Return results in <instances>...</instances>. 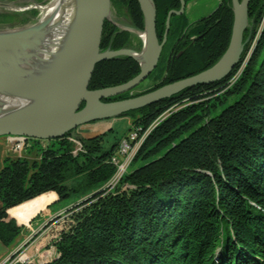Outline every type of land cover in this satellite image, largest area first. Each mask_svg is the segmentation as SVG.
<instances>
[{"label": "trees", "instance_id": "trees-1", "mask_svg": "<svg viewBox=\"0 0 264 264\" xmlns=\"http://www.w3.org/2000/svg\"><path fill=\"white\" fill-rule=\"evenodd\" d=\"M154 2L162 42L168 13L179 10L181 0ZM111 14L101 50H141V41L134 45L137 36L120 27L126 22L145 29L139 1L111 0ZM233 23L232 0H221L194 22L186 12L173 15L168 50L151 76L174 77L150 90L216 63L229 45ZM186 34L198 36L196 43L186 46L179 59H168ZM244 39L241 60L223 81L196 85L128 113L135 116L133 128L144 130L171 109L139 147L131 163L139 165L114 188L106 185L117 170L111 158L119 142L106 147L103 134L80 140L77 152L66 134L39 148L34 159L6 158L0 170V241L17 245L42 210L75 194L86 198L71 210L70 221L53 240L56 254L45 264H264V0H251ZM140 71L127 55L102 60L90 88L125 83ZM231 97L233 102L210 116Z\"/></svg>", "mask_w": 264, "mask_h": 264}, {"label": "water", "instance_id": "water-1", "mask_svg": "<svg viewBox=\"0 0 264 264\" xmlns=\"http://www.w3.org/2000/svg\"><path fill=\"white\" fill-rule=\"evenodd\" d=\"M138 1L144 13V34L147 35V40L144 38L142 52L132 48L102 52L101 42L104 25L106 20L111 19V0H80V12L76 32L68 46L69 50L67 49L68 53L65 57L66 60L64 59L63 66L45 84L34 88L21 85H13L10 88L18 93L37 94L43 97L27 109L0 115V137L23 136L26 139L51 140L70 134L76 137V139L82 140L83 137L79 136L77 128L84 123L128 114L131 111L151 106L166 98H171L199 84L209 85L221 82L232 73L233 69L240 62L245 44L248 41V39H244V35L249 26L251 0H232L234 23L231 39L224 54L212 66L197 74L164 84L138 95H132L119 100L104 101V99L134 90L153 73L158 66L163 47L167 40L172 16L182 15L186 10V1L181 0V8L179 10L169 11L166 20L165 37L160 42L157 33V9L154 0H152L153 13L151 14L145 10L143 1ZM127 30L135 31L133 28ZM143 35L142 38L144 37ZM20 41L19 37H7L3 41H0V46L4 44H19ZM142 54L146 55L145 60L139 58ZM125 55L134 58L140 64L141 71L138 75L119 85L100 89L90 88L96 65L100 61ZM241 70L242 68L233 75L229 80V84L235 83ZM8 87L5 83H0V89ZM170 110L167 111L170 113ZM122 140L119 141L112 158L117 153ZM112 158L111 162L117 167V170L113 178L106 185L109 188L119 185L121 180L116 184L113 182L118 172V166L112 161Z\"/></svg>", "mask_w": 264, "mask_h": 264}, {"label": "rangeland", "instance_id": "rangeland-1", "mask_svg": "<svg viewBox=\"0 0 264 264\" xmlns=\"http://www.w3.org/2000/svg\"><path fill=\"white\" fill-rule=\"evenodd\" d=\"M52 1L53 0H27L26 4H20L19 1L16 0H0V32L11 30H23L39 25V23L44 18H46L47 7ZM220 2L221 0H192L186 6V15L190 22H194L195 20H198L213 12L220 4ZM8 14L9 16L11 15L13 18L8 19ZM110 17L113 20L112 14ZM120 23L121 28L124 30L133 28L130 24H127L126 22ZM10 24H16L17 26L7 28V26ZM134 30L135 31H128H131L137 36L136 38L134 37L135 46L138 47V43L140 41L142 42L141 50H137L139 52H142L144 48V41L142 35L145 33V29L143 31H138L136 29ZM47 31V28L43 27L42 29L38 30L39 33L36 34H40V36L42 35L44 37H53V35L49 33V31ZM105 51L107 50H103L102 52ZM163 80L164 79L156 80L155 76L153 75L147 81H145L143 85L150 86V84L152 83L158 84ZM231 85L233 84H228V86L226 87H230ZM141 93L144 92H140L138 94ZM233 101L234 98L231 97L224 104L218 105L214 110H212L210 116L218 114L223 107L227 106ZM174 108H177V106L175 105ZM163 114L159 117L160 119H162ZM134 120L135 116L132 114H125L121 116H113L110 118L94 120L80 125L77 128V133L83 138L103 134L105 146L110 147L114 142H119L131 133V130L133 129ZM70 136L72 142L74 143L75 151L77 152L78 150H81V141L79 139H76V137L72 135ZM51 143V140L47 139L36 140L35 138H30L26 141L24 148L17 152L19 156H24L23 154L26 153L27 155H31L30 159H34L38 157L39 148H42ZM138 165L139 162H134L128 167L127 172L133 170ZM85 198L86 197L80 198V196L72 194L66 199L52 204L48 210H42L40 212L41 216L35 219L32 224L29 223V225H26V228L24 229L23 233L17 238V252L15 251L16 253L14 252L9 258L17 257L18 259H20L21 256L22 260H24L23 264H45V262L52 259L56 254L53 240L56 238V236L59 235V232L63 228H65L68 222L70 221L71 210ZM17 221L19 224H21L18 219ZM7 247V245L0 241V263L2 262V258L6 254H4V252L7 251ZM12 247L13 246H10L8 251H11ZM31 247H34L32 249V251L34 252L32 253L30 251Z\"/></svg>", "mask_w": 264, "mask_h": 264}, {"label": "bare ground", "instance_id": "bare-ground-1", "mask_svg": "<svg viewBox=\"0 0 264 264\" xmlns=\"http://www.w3.org/2000/svg\"><path fill=\"white\" fill-rule=\"evenodd\" d=\"M142 1L145 10L153 13L152 0ZM79 12L80 0H53L47 7L46 18L39 25L0 32V41L7 37L21 39L19 44L3 43L0 46V83L9 86L0 89V115L27 109L42 99V95L18 93L10 88L13 85L34 88L56 75L66 60L68 46L76 32ZM43 27L53 37L36 34ZM143 36V41L144 38L147 40V35ZM139 58L145 60L146 55L142 54Z\"/></svg>", "mask_w": 264, "mask_h": 264}, {"label": "built area", "instance_id": "built-area-1", "mask_svg": "<svg viewBox=\"0 0 264 264\" xmlns=\"http://www.w3.org/2000/svg\"><path fill=\"white\" fill-rule=\"evenodd\" d=\"M168 114H169V111L165 112L162 116V119L158 118L147 129L143 130L142 127L134 128L131 131L130 135L121 141L117 153L112 158V161L118 166L117 175L113 179L114 184L118 183L122 175L126 172L128 166L130 165L131 161L136 155L139 147L141 146L145 138L148 136L150 131L156 125H158L159 122L163 120ZM12 137H14L12 140L14 144V148L17 151L22 150L28 139H26L23 136H12ZM23 262L24 260H22V257L20 256V259H18L17 257L9 258L3 264H23Z\"/></svg>", "mask_w": 264, "mask_h": 264}, {"label": "crops", "instance_id": "crops-1", "mask_svg": "<svg viewBox=\"0 0 264 264\" xmlns=\"http://www.w3.org/2000/svg\"><path fill=\"white\" fill-rule=\"evenodd\" d=\"M13 138L12 136H1L0 137V170L3 168L6 158L8 157H12V158H16L19 157V154L17 152V150L14 148V144H13ZM28 151V150H27ZM24 156L28 157L30 159L31 155H27L26 153L23 154ZM34 158V157H33ZM1 206V203H0ZM19 242V241H17ZM11 249V251H8V249L10 248V246H8L7 251L4 252V257L2 258V262L0 264H3L18 248L15 245V243L13 245ZM17 248V249H16ZM34 247H31V253L34 252L32 251ZM1 257V256H0Z\"/></svg>", "mask_w": 264, "mask_h": 264}, {"label": "flooded vegetation", "instance_id": "flooded-vegetation-1", "mask_svg": "<svg viewBox=\"0 0 264 264\" xmlns=\"http://www.w3.org/2000/svg\"><path fill=\"white\" fill-rule=\"evenodd\" d=\"M186 6H187V4H186ZM185 12H186V10H185ZM186 36H188V34H186ZM186 36H183V39L182 40H180L178 43H176V45H174L172 48H171V50H170V52H171V54L169 53V58L168 59H176V58H180L183 54H184V52H185V47L186 46H188V45H190V44H192L193 42H195L196 43V40L198 39V36H191V37H186ZM167 41V40H166ZM181 42V45L179 44ZM166 43V42H165ZM187 43H189V44H187ZM185 44H187V45H185ZM177 45H180V46H178L177 47ZM183 46V48H180V47H182ZM165 48H166V51L168 50V48L167 47H165V45H164V47H163V50H165ZM177 49V50H176ZM180 49V50H179ZM179 50V52H177ZM162 53H163V51H162ZM177 71H179V69L177 70ZM176 71V72H177ZM175 73V72H174ZM173 73V74H174ZM152 75V74H151ZM151 75L146 79V80H144L139 86H137L134 90H133V92H132V94L133 95H136V94H138V93H140V92H146V90H149L150 88H152V87H154L155 86V84L156 83H152V84H150V86L148 85H143V83L145 82V81H147L150 77H151ZM169 77V79H172L173 77H174V75H171L170 76V74L168 75V73H166L165 75H164V77H163V79H165V78H168ZM209 85H215V83H212V84H209ZM143 87H145V88H143ZM179 95V94H178ZM175 96H177V95H175ZM105 101V100H104Z\"/></svg>", "mask_w": 264, "mask_h": 264}]
</instances>
